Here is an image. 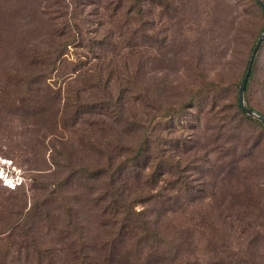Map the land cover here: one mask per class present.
I'll list each match as a JSON object with an SVG mask.
<instances>
[{
	"label": "rangeland",
	"instance_id": "374dc122",
	"mask_svg": "<svg viewBox=\"0 0 264 264\" xmlns=\"http://www.w3.org/2000/svg\"><path fill=\"white\" fill-rule=\"evenodd\" d=\"M133 1L138 0H0V184L10 189L20 186L14 191L0 188V264H71L72 254L80 247L85 255L100 254L108 234L101 224L99 204L87 201V184L92 182L83 168L99 172L103 161L81 137L70 136L69 122L64 126L72 117V101L59 118L52 101L54 92L62 95L64 105L70 93L76 96L78 89L85 90L81 83L70 85L78 73H70L74 68H94L103 74L108 66L115 67L119 78L117 83H106L113 102H100L96 90L82 92L81 97L90 103L84 104L77 129L85 134L86 123L102 121L100 113L108 105L112 122L125 116L140 125L134 133L131 129L132 134L128 129L121 133L134 151L145 139L142 127L149 128L152 144L146 158L133 166L136 170L143 168L161 142V150L182 163L195 194L181 199L180 205L166 200L162 178L156 184L142 180L147 170L135 171L127 183L131 187L127 192L140 201L138 212L160 220V227L171 237L181 229L183 239L173 241L181 250L172 256L176 257L172 264H264L260 214L245 204L235 206L229 198L219 210L214 208L223 200L217 202L199 190L204 183L200 172L206 164L198 163L196 157L199 138L212 135L205 127L207 110L217 105L216 110L226 117L235 106L236 86L262 32L261 11L252 0H139L146 12V36L136 21L129 44L112 37L123 58L96 61L80 43L68 48L66 62L57 73L47 72L46 53L51 50L54 25L65 14L80 13L79 18L101 27L104 36L108 30L118 36L120 20H111L110 14H123ZM122 42L130 46L121 47ZM33 57H45L47 66L39 71L46 69L42 73L50 77L42 82L32 79L43 90L41 108L21 109L16 104L21 76L34 70L29 65ZM253 78L248 102L264 112V49ZM169 106L183 107V112L156 120L152 127L145 123L156 108ZM255 133L261 134L260 130ZM92 187L94 198L98 184L93 181ZM199 206L205 219L201 227L197 226ZM187 236H193L192 246ZM114 257L109 264H126L117 254Z\"/></svg>",
	"mask_w": 264,
	"mask_h": 264
},
{
	"label": "trees",
	"instance_id": "16d2710c",
	"mask_svg": "<svg viewBox=\"0 0 264 264\" xmlns=\"http://www.w3.org/2000/svg\"><path fill=\"white\" fill-rule=\"evenodd\" d=\"M252 1L259 11H261L263 29L264 12L257 0ZM262 1L264 2V0ZM142 3L139 0L131 2V7L124 11L123 14H119L116 11L111 12V20H116V22L120 20L118 22L120 35L118 36L116 34L112 35L109 30L104 36L101 27H95L93 21L79 18L80 13L65 14L60 22L58 20L54 25L55 32L53 33L51 50L48 49L50 51L46 53V56L49 57V69H47V72L50 74L57 73L59 68L66 62L67 58L65 55L68 48L80 43L90 54H94L95 57L93 58L96 61L103 58L106 59L107 57L110 60L118 57L123 58L124 56L121 55L122 50H120L119 44L112 37H119L129 44L128 42L132 40V35L134 34L131 26L136 21L139 22L140 31L143 33L141 35L143 38L146 36V30L143 29L146 12ZM112 4H115V2ZM92 15L98 16L97 13ZM111 23L115 24L112 21ZM55 38L59 39V41L55 40ZM256 42L251 48L249 61ZM122 43L121 47L130 46L125 45V42ZM263 49L264 41L255 59L245 92L246 106L254 111L257 110L251 107L248 102L249 92L254 80L253 77L259 54ZM44 58L33 57L29 61V65L34 70L25 72L21 76L23 80L19 86L22 88L19 89L21 92L18 95L16 103L21 109L36 108V105L41 108L43 104V98L40 95V93H43V90L37 88L38 84L32 79H36L39 82L48 81L50 76L42 73L46 72V69L39 71L40 68L46 65ZM249 61L247 62L243 76L236 86V102L235 106L233 104L230 107V115H226V117L221 116L222 111L216 110L217 105H212L205 113V116L208 117L205 118L207 121L205 127L206 130L212 131V135L210 139L201 137L196 143L198 163L200 161L206 164V168H203L200 172L204 183L199 190L203 194H208L207 196L217 202L221 199L223 200L215 205L214 208L217 210L224 205V200L229 198L235 206H237L238 202L240 207L242 204H245L249 208L257 210L264 223V124L258 119L244 113L239 105V90L247 72ZM100 72L94 68H74L70 73H77V75L72 79L70 85L78 82L84 86L85 90L78 89L77 95L75 94L76 96H73V92L70 93L66 97L64 105L61 104L62 98L60 96L62 95L58 92L53 93L52 102L57 107L58 118L59 113L69 107V101H72L69 107L72 117L64 121V126L68 122V125L70 124L68 127L70 136L81 137L84 145H88L90 148L93 147L94 153L98 154L103 161V165L98 167L100 169L99 172L91 167H84L83 171L88 181L92 182L87 184V190H89L87 201L88 203L91 201L99 204L98 212L102 220L101 224L107 229L108 238L102 243L100 254H96L93 251L94 255L89 253L85 255L82 253L81 247L75 250L72 254L71 264H109L116 260L114 254H117L119 260H125L126 264H172V260L176 259V257L172 259V256L178 255L181 250L176 249L181 245H173V241L183 239L184 235H182L181 229H176L174 236L171 237L167 231L160 227V220L156 219L157 221H152L144 212H138L135 208L140 201H138V198L133 197L134 194L127 192L131 188L127 183L133 179L135 171L140 173L143 171L144 173L147 170L142 180L156 184L157 179L162 178L161 182L165 184L164 190L167 192L165 196L166 200L170 201V204L174 203L173 205H180V200L192 196L195 194V190L190 188V182L184 175L182 163L176 159L177 156L168 157L169 154L161 150L162 142L160 145L157 143L158 148L154 150L155 154L148 157L143 168L136 170V165L142 158H146L152 144L151 133L148 131L149 128L145 129L142 127L143 129L141 130H144L142 134L145 139L140 147L134 151V147L130 145L129 141H124L121 133H124L127 129L130 132L133 130L132 132L134 133L135 129L137 131L140 130V125H137V123H134L125 116L124 119H120L121 117H119L117 122H112V115L109 111L111 108L108 105V110L106 109V112H103L104 109H102L100 113L103 120L108 119L99 121L98 123H86L85 128L87 130L84 129L85 134H79L77 125L82 121L80 120L82 118L81 115L83 110L86 109L84 104L90 103L89 100L81 97L82 92L88 93L89 91L96 90L100 102L103 100L113 102L112 91H107L106 87L113 82H119V78L115 74V67L108 66L103 74ZM182 112L183 107H158L155 109V114L153 116L149 115L150 118L148 116L145 123L149 122L148 125L152 127L156 120L172 118ZM257 112L264 116L263 111ZM85 114L92 115L88 112ZM118 114H122V108H119ZM57 117L55 123L59 124ZM136 125L137 127L133 129ZM256 130H260L261 134L256 135ZM164 144L166 145L167 142H164ZM130 167L132 169L129 172ZM124 175L127 177H124ZM93 181L98 184V195L94 198L93 194L96 191L92 187ZM19 187L10 189L0 184V188L12 191L17 190ZM198 211L196 214H201L198 215L197 226L201 227L205 220L202 215L203 209L201 206L198 207ZM260 226L263 227L264 224ZM186 231L192 230L188 228ZM192 237L189 236L187 238L189 246H192V242H190ZM168 246L172 248L168 249ZM50 260L51 262L53 261V259ZM53 262L58 264L55 261Z\"/></svg>",
	"mask_w": 264,
	"mask_h": 264
},
{
	"label": "water",
	"instance_id": "95a60500",
	"mask_svg": "<svg viewBox=\"0 0 264 264\" xmlns=\"http://www.w3.org/2000/svg\"><path fill=\"white\" fill-rule=\"evenodd\" d=\"M258 3L260 4L263 12H264V2L262 0H257ZM263 41H264V27L262 29V32L256 42V45L252 51V55H251V58H250V61H249V64H248V69H247V72L242 80V83H241V86H240V90H239V105H240V108L242 109V111L244 113H246L248 116H251L255 119H258L260 122H262L264 124V116L260 113H258L257 111H254L250 108H248L246 106V102H245V92H246V87H247V83H248V80L251 76V72H252V69H253V65H254V62H255V59L257 57V54L263 44Z\"/></svg>",
	"mask_w": 264,
	"mask_h": 264
}]
</instances>
